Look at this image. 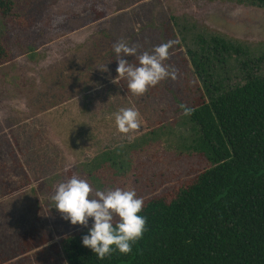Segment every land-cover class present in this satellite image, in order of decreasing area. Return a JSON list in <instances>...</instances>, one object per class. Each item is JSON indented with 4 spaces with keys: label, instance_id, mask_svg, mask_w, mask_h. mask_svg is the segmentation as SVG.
Masks as SVG:
<instances>
[{
    "label": "rangeland",
    "instance_id": "374dc122",
    "mask_svg": "<svg viewBox=\"0 0 264 264\" xmlns=\"http://www.w3.org/2000/svg\"><path fill=\"white\" fill-rule=\"evenodd\" d=\"M11 1L0 16V44L12 53L0 66V231L32 229L51 239L3 264H65L60 239L89 232L94 220L82 226L62 217L51 200L59 183L75 175L89 182L93 198L116 188L146 198L205 166L186 149L195 133L180 106L192 102L198 84L183 47H171L164 61L176 79L134 96L126 79L115 84L118 74L105 75L118 66L113 45L136 46V55L122 58L139 66L141 53L172 35L178 40L174 16L254 46L264 43V9L228 0ZM127 107L141 119L131 141L115 124Z\"/></svg>",
    "mask_w": 264,
    "mask_h": 264
},
{
    "label": "trees",
    "instance_id": "16d2710c",
    "mask_svg": "<svg viewBox=\"0 0 264 264\" xmlns=\"http://www.w3.org/2000/svg\"><path fill=\"white\" fill-rule=\"evenodd\" d=\"M228 1L264 9V0ZM11 6V0H0L2 18ZM170 19L179 33L178 40L171 36L172 47H183L198 84L187 106L193 111L185 115L195 133L186 149L205 166L143 198L139 215L146 218L145 231L130 253L117 250L101 260L82 244L89 232L75 230L60 239L65 264H264V43L250 46ZM104 54L112 61V52ZM11 57L0 44V66ZM116 74L111 66L105 73L107 78ZM50 239L43 231L1 230L0 264Z\"/></svg>",
    "mask_w": 264,
    "mask_h": 264
},
{
    "label": "clouds",
    "instance_id": "9594fccd",
    "mask_svg": "<svg viewBox=\"0 0 264 264\" xmlns=\"http://www.w3.org/2000/svg\"><path fill=\"white\" fill-rule=\"evenodd\" d=\"M175 41H168L155 46L151 53L145 51L137 59L139 66H134L123 59L124 56H134L136 46H128L124 41L113 45L117 54V76L112 82L119 84L120 80H127V88L134 96H143L150 87L156 86L160 81L171 77L176 79V70L169 71L164 61L169 58V49ZM107 71L106 65L100 68ZM184 115H190L193 109L186 105ZM115 124L119 133L130 141V133L136 132L141 127L140 113L132 107L121 108L115 114ZM88 181L72 176L56 187L51 200L54 207L72 225L87 226L89 218L94 223L89 228V234L82 237V244L90 248L97 257L103 260L114 251L128 254L132 245L143 236L146 218L139 215L144 206L142 197H137L134 189H107L97 190L94 193ZM118 221L114 223V218Z\"/></svg>",
    "mask_w": 264,
    "mask_h": 264
}]
</instances>
